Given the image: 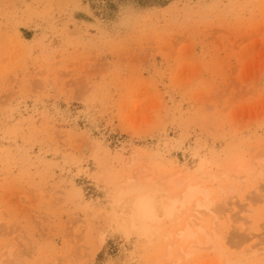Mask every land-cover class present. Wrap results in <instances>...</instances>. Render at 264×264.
Returning <instances> with one entry per match:
<instances>
[{"label": "rangeland", "instance_id": "obj_1", "mask_svg": "<svg viewBox=\"0 0 264 264\" xmlns=\"http://www.w3.org/2000/svg\"><path fill=\"white\" fill-rule=\"evenodd\" d=\"M171 176L188 264H264V0H0V264L172 263Z\"/></svg>", "mask_w": 264, "mask_h": 264}, {"label": "bare ground", "instance_id": "obj_2", "mask_svg": "<svg viewBox=\"0 0 264 264\" xmlns=\"http://www.w3.org/2000/svg\"><path fill=\"white\" fill-rule=\"evenodd\" d=\"M166 179L168 180V184L174 187L181 188L180 189L181 194L176 200L177 204L180 203V205L183 208H186L191 205L195 206V209H194L195 216L190 214L188 216L189 225L183 229H180V232L177 234L179 241L186 242L187 244L186 246L181 245L182 246L181 251L179 249L180 253L181 254L183 253L182 254L183 256L178 255L175 261H173L172 263L169 262V264H188L189 263L188 260L192 259V257L194 256L195 252L197 251L200 245H203V244L204 246L210 245L216 248L221 242V233L216 229V227H212L211 231H208L205 225L197 222L198 217L204 216L207 219H211L210 222L214 223L213 225H215L217 222L221 220V213H223L224 210L222 211L221 209H219L218 207L219 205L217 206V204L211 198L210 192L206 190L205 188H203L200 184L191 183V184L184 186L183 180L177 179L176 176H171ZM132 185L133 186L129 189L128 193L137 194L139 196L137 200V204H136V212H135L136 219H139L140 221H143L145 223L157 220L158 215L156 213V210L153 206V203L151 202L150 197H148L147 193L145 192L147 190V186H145V184H143L142 182L138 180H133ZM173 210L172 211L170 210V211L173 213ZM244 222H241V223H244ZM193 224L196 230L193 228ZM199 232H203L205 234L204 236L206 237V241L205 242H202V240L200 242L198 241L199 246L197 244L198 247H195L193 246L194 245L193 243H192L193 245H191L189 240L195 237L197 238L199 235ZM169 247L171 248V246ZM260 251L261 250L258 249L256 246L250 247L248 253L254 256L252 257L249 256V258H252V259L253 257L255 258V256H257ZM171 256H172V251L170 253V257ZM183 258L185 259L183 260ZM227 260H228L227 261L228 263L229 262L233 263L234 261H237L230 257ZM244 261L247 262L248 260L247 261L244 260ZM244 261H241L240 263H245Z\"/></svg>", "mask_w": 264, "mask_h": 264}]
</instances>
